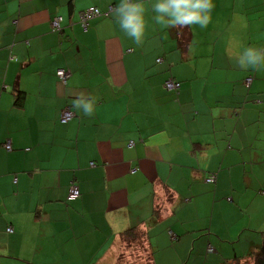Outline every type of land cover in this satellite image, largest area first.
I'll use <instances>...</instances> for the list:
<instances>
[{"label": "crops", "instance_id": "crops-1", "mask_svg": "<svg viewBox=\"0 0 264 264\" xmlns=\"http://www.w3.org/2000/svg\"><path fill=\"white\" fill-rule=\"evenodd\" d=\"M154 2L138 45L119 0H0V264H242L262 245L264 69L229 52L264 49V0H213L204 29L164 28Z\"/></svg>", "mask_w": 264, "mask_h": 264}, {"label": "clouds", "instance_id": "clouds-1", "mask_svg": "<svg viewBox=\"0 0 264 264\" xmlns=\"http://www.w3.org/2000/svg\"><path fill=\"white\" fill-rule=\"evenodd\" d=\"M213 0H155L151 10L154 20L164 28L189 27L196 25L204 29L212 22ZM145 7L143 0H119L112 9V15L120 29L138 45L144 43ZM241 69H264V49L245 47L242 51L229 52ZM96 99L89 93L79 92L73 101V107L85 116H92Z\"/></svg>", "mask_w": 264, "mask_h": 264}, {"label": "built area", "instance_id": "built-area-1", "mask_svg": "<svg viewBox=\"0 0 264 264\" xmlns=\"http://www.w3.org/2000/svg\"><path fill=\"white\" fill-rule=\"evenodd\" d=\"M99 15H101V13L96 8H90V9H87L86 11L81 12L80 13V20H81L82 24L84 25V28H86L88 26V21L90 19L97 17ZM61 20H62V18L60 16H56L52 19L51 26L54 30H57V31L61 30ZM56 75L59 77V79L62 82H65L67 77H68V73L63 69H58L56 71ZM249 82H250V79H247V83H249ZM164 86L168 90H178L180 87V83L176 82L172 79H168L167 81L164 82ZM73 115L74 114L71 110L64 109L61 112L60 121L62 123H66L67 121H69L73 117ZM128 145L132 146L133 142H129ZM4 146L7 150L11 149V144L9 141H7ZM206 181L207 182H214L215 178L213 176H211V177L206 178ZM79 195H80V193H79L78 186H76L75 184H72L70 189H69L68 200H75L79 197ZM207 250L209 252H212L214 250L211 244H209L207 246Z\"/></svg>", "mask_w": 264, "mask_h": 264}, {"label": "trees", "instance_id": "trees-1", "mask_svg": "<svg viewBox=\"0 0 264 264\" xmlns=\"http://www.w3.org/2000/svg\"><path fill=\"white\" fill-rule=\"evenodd\" d=\"M211 176H213V175H211ZM211 176H208V177H211ZM213 177L215 178V176H213ZM129 232H131V231L127 230L123 234L125 236H127V234ZM236 264H241V263H236ZM242 264H264V239H263L262 245L259 247V249L257 251H254L253 253H251V255L248 257V259L245 260L244 262H242Z\"/></svg>", "mask_w": 264, "mask_h": 264}]
</instances>
